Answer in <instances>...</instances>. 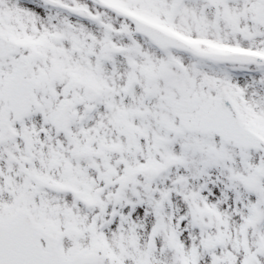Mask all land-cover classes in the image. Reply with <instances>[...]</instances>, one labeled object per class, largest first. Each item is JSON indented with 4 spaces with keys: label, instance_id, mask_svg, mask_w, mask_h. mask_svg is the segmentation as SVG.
Returning <instances> with one entry per match:
<instances>
[{
    "label": "snow or ice",
    "instance_id": "snow-or-ice-1",
    "mask_svg": "<svg viewBox=\"0 0 264 264\" xmlns=\"http://www.w3.org/2000/svg\"><path fill=\"white\" fill-rule=\"evenodd\" d=\"M0 264H264V0H0Z\"/></svg>",
    "mask_w": 264,
    "mask_h": 264
}]
</instances>
